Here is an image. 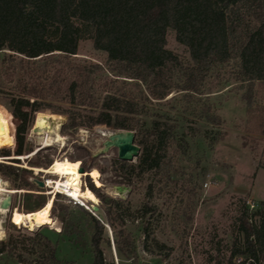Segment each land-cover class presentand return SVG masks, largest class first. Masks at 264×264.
<instances>
[{
	"label": "trees",
	"instance_id": "trees-1",
	"mask_svg": "<svg viewBox=\"0 0 264 264\" xmlns=\"http://www.w3.org/2000/svg\"><path fill=\"white\" fill-rule=\"evenodd\" d=\"M168 28L188 50L189 73L167 82L165 91L199 92V82L212 65L227 63L235 81L246 84L242 97L250 103L254 83H264V0H0V94L6 98L5 106L25 127L34 113L50 109L64 114L63 126L72 130L95 125L133 130L139 154L134 162L115 159L113 170L127 184L147 175L154 179L147 185V194L154 186L160 192L170 171L176 170L178 156L187 154L189 147L188 132L179 131L168 115L150 112L140 87L150 70L186 62L166 47ZM86 39L105 53L106 61L127 64L132 71L112 73L105 65L77 61L73 55ZM164 95L154 89L149 93L151 98ZM2 112L0 125L5 129ZM202 116L215 119L208 110ZM258 117L264 134V93ZM15 131L13 127L12 135L8 126V140L0 147H14ZM215 142L213 138L209 146ZM15 170L30 186L25 180L29 170L0 164L3 174H17ZM88 187L100 202L95 213L105 222L81 205L59 204L54 214L61 223L57 234L87 247L90 264H113L106 263L101 247L109 244L103 238L105 223L117 253L137 264L136 235L125 221V216L135 213L123 201L99 193L89 181ZM43 201L26 211L38 209ZM248 210L242 203L235 220L241 239L233 241L224 263L217 264H236V258L244 264L264 263V200ZM151 212L148 203L137 210L141 216ZM146 229L142 224L144 239ZM57 244L40 232L22 237L9 234L0 239V254L21 264H57ZM154 244L164 248L157 240ZM144 249L153 253L145 244Z\"/></svg>",
	"mask_w": 264,
	"mask_h": 264
},
{
	"label": "rangeland",
	"instance_id": "rangeland-1",
	"mask_svg": "<svg viewBox=\"0 0 264 264\" xmlns=\"http://www.w3.org/2000/svg\"><path fill=\"white\" fill-rule=\"evenodd\" d=\"M165 38L166 47L186 62L181 67L168 64L163 68L150 70L140 87L146 95L145 103L150 112L168 115L176 120L179 131L188 132L186 139L189 147L187 154L178 156L177 168L170 171V177L166 179L162 191L157 192V187L154 186L147 194V185L154 183V179L147 175L143 179L134 178L130 184L122 180L113 170V161L118 159L114 147L103 154L97 153L106 136L117 129L95 125L72 130L63 126L66 121L64 114L46 109L41 112L60 116L58 132L63 137V145L54 142L44 146L33 132L36 113L33 114V124L25 127L12 117L5 106L6 98L0 94V111L6 112V116L2 112L5 129L0 125V146L8 140V126L12 135L13 127L16 130L14 147L13 144L0 147V164L30 171L25 174V180L30 186L24 185L19 175L20 170H15L17 174L10 175L0 172V178L10 187L23 190L10 195V212L0 217L3 227L0 239H5L9 234L22 237L40 232L53 242L57 240V264H90L91 253L87 247L76 246L57 234L61 226L54 215L57 205H68L71 208L74 206L67 198H52L50 214L55 218L57 229L47 224L24 226L12 222L10 217L15 210L22 213L26 209H33L39 201L44 200V204L51 196L45 194L44 188L35 185L33 179H38V176L29 167H47L48 161L52 162L56 157H66L79 160L80 166L85 170L95 167L100 174L102 186H96L89 176L85 180L88 182L89 179L99 193L123 201L135 213L134 216H125V221L127 228L136 235L137 264L224 263L233 241L241 239L235 230V220L241 212L242 203L247 206L248 211H252L260 200H264V134L257 125L264 83H254L248 104L242 97L247 86L235 81L230 64L214 63L199 82V92L176 89L165 91L163 86L167 82L174 83L189 73L187 48L176 41L170 28L166 30ZM1 56L2 52L0 59ZM73 56L82 63L105 65L112 73L132 71L127 64L106 61L105 53L94 49L90 39L82 40ZM137 89L135 87L136 91ZM152 89L157 93H165L164 97L151 98L149 93ZM204 110H208L209 115L215 119L209 121L203 117ZM102 132L107 134L103 136ZM213 138H216V142L210 147L209 142ZM9 153L22 154L25 157L5 158ZM134 161L135 158L132 162ZM116 185L125 187L121 195L108 192ZM144 203L149 204L152 212L141 216L137 210ZM99 204L98 199L97 205ZM101 219V222L104 221L103 216ZM142 224L147 227V239H144ZM103 238L109 240V244H101L106 263L131 264L129 259L117 253L111 229L105 223ZM154 240L162 243L164 248H156ZM144 244L152 248L153 253L145 250ZM165 253L167 256H163ZM30 258L26 255V259ZM0 264L21 263L3 253L0 254Z\"/></svg>",
	"mask_w": 264,
	"mask_h": 264
},
{
	"label": "bare ground",
	"instance_id": "bare-ground-1",
	"mask_svg": "<svg viewBox=\"0 0 264 264\" xmlns=\"http://www.w3.org/2000/svg\"><path fill=\"white\" fill-rule=\"evenodd\" d=\"M62 118V117H61ZM33 124V123H32ZM31 124V125H32ZM60 125V116L57 114H46L44 112H36V118L34 121L33 132L36 134L40 143L44 146L50 145L54 142H60L63 145V137L59 134L58 129ZM32 127V126H31ZM32 132V131H31ZM107 133L102 132L105 136ZM62 147V146H61ZM34 153L31 152L27 157ZM13 157L23 158L24 155H9L5 158L10 159ZM1 161V157H0ZM79 160H70L66 157H56L47 167L31 166L34 171L56 174L57 178L48 180V183L55 184V187L64 189L71 197L77 199H86L93 203L98 202L97 196L93 193L88 186H80L82 175L89 176L96 186H102L100 183V174L95 167H91L84 173L79 171ZM22 189H15L10 187L6 181L0 178V200L6 196H10L16 192H22ZM34 192V191H33ZM108 192L113 195H118L117 191L113 188ZM44 193V192H43ZM121 195V194H120ZM53 196H49L46 202L38 209L32 211L19 212L15 210L11 214V220L14 223H20L24 226L33 225L41 226L44 224L50 225L56 228V221L50 214V208L52 204ZM8 209L0 208V217L5 216L8 213ZM2 225L0 221V238L2 236ZM57 229V228H56Z\"/></svg>",
	"mask_w": 264,
	"mask_h": 264
},
{
	"label": "water",
	"instance_id": "water-1",
	"mask_svg": "<svg viewBox=\"0 0 264 264\" xmlns=\"http://www.w3.org/2000/svg\"><path fill=\"white\" fill-rule=\"evenodd\" d=\"M114 147L116 149L117 158L124 161H132L137 157L140 151V147L134 142V131L133 130H123L117 129L110 132L106 138L102 141V147L98 150V154L105 153L109 148ZM80 172H85L86 170L80 166ZM33 182L38 188H43V181L40 179H33ZM117 193L121 194L125 191L123 185L114 186ZM0 208L8 209L10 208V196H6L0 200ZM92 209L94 211L98 210L97 205H93Z\"/></svg>",
	"mask_w": 264,
	"mask_h": 264
},
{
	"label": "built area",
	"instance_id": "built-area-1",
	"mask_svg": "<svg viewBox=\"0 0 264 264\" xmlns=\"http://www.w3.org/2000/svg\"><path fill=\"white\" fill-rule=\"evenodd\" d=\"M33 173H34V175L38 176L37 177L38 179L43 181V184H44L43 188L45 189V194L51 195L53 197H55L57 195L65 197V198H67V200L69 202L73 203L74 205L78 204V205L83 206L90 213H92L97 218H99L96 215L95 211L92 209V206L93 205H97V203H93L91 201H87L86 199H77L76 197H71L70 195L67 194V192L64 189L62 190L61 188L55 187V184H52L51 182L48 183V180L57 178L56 174H50V173H44V172L35 173L34 170H33ZM86 178H87V175H82L80 186H88V182L85 180ZM90 180H91V178H90ZM88 181H89V179H88ZM29 191L32 192L31 190H29ZM9 212H10V210L8 211V213ZM15 225H18V224H15ZM235 262H236V264H244V263H241V259L240 258H236ZM258 264H262V263H258Z\"/></svg>",
	"mask_w": 264,
	"mask_h": 264
},
{
	"label": "crops",
	"instance_id": "crops-1",
	"mask_svg": "<svg viewBox=\"0 0 264 264\" xmlns=\"http://www.w3.org/2000/svg\"><path fill=\"white\" fill-rule=\"evenodd\" d=\"M59 231V230H58Z\"/></svg>",
	"mask_w": 264,
	"mask_h": 264
}]
</instances>
